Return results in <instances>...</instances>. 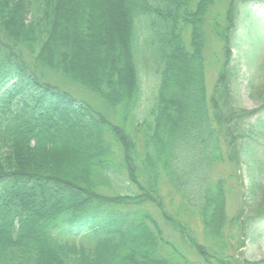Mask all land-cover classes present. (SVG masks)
Masks as SVG:
<instances>
[{"label":"trees","instance_id":"obj_1","mask_svg":"<svg viewBox=\"0 0 264 264\" xmlns=\"http://www.w3.org/2000/svg\"><path fill=\"white\" fill-rule=\"evenodd\" d=\"M216 1L0 0V264H264L235 252L264 232V97L235 106L229 39L259 0H226L221 23Z\"/></svg>","mask_w":264,"mask_h":264},{"label":"rangeland","instance_id":"obj_2","mask_svg":"<svg viewBox=\"0 0 264 264\" xmlns=\"http://www.w3.org/2000/svg\"><path fill=\"white\" fill-rule=\"evenodd\" d=\"M226 4V0H217L214 8L210 10L209 16L215 17L216 20L218 17L220 20L219 22L221 23L222 15L227 7ZM234 22V28L229 36L233 58L237 59L239 62L238 81L235 86V92L233 93L235 100L234 104L236 107L245 110H254L260 107L262 104L261 97H264V93L260 94V92H258V89L264 85V0L251 1L248 4L238 6L236 8ZM213 36L209 35L210 42L204 51L205 61L207 63L206 87L208 94H210L212 90L213 82L222 62V44L217 39H214ZM141 56L142 55L140 54V57ZM141 74V99L143 105V100L149 92L148 88L151 87L149 79L152 76L151 72L149 73L144 69H142ZM44 75L47 76L52 83L56 84L55 86L58 85V88L90 105L92 108L106 116L107 119L111 120V117L113 118L114 110L99 104V101L95 96L87 93L79 86L73 84L70 85L66 80L54 78V75L50 72H44ZM47 82L51 83L49 81ZM144 107L145 106H141L138 109L137 118L142 116V113L145 110ZM218 171L228 173L230 172V169L227 165H224L218 168ZM165 197L173 200L174 203L177 202L176 197L169 191L165 193ZM234 200H236V197L231 199L229 203L230 215H232V210L236 205ZM152 212H154L153 209ZM171 212H173V210H171ZM184 223L194 237L198 238V240L203 238L202 229L196 222L184 218ZM161 226L166 228L163 223ZM172 239L177 240V237L173 236ZM235 252L239 260H246L250 263L264 260V232L254 242H249V240H247L244 243V247Z\"/></svg>","mask_w":264,"mask_h":264}]
</instances>
